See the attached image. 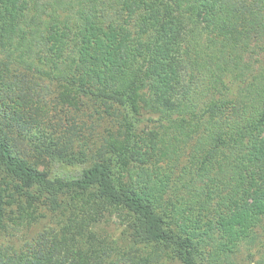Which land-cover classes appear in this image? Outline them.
Here are the masks:
<instances>
[{
	"label": "trees",
	"instance_id": "obj_1",
	"mask_svg": "<svg viewBox=\"0 0 264 264\" xmlns=\"http://www.w3.org/2000/svg\"><path fill=\"white\" fill-rule=\"evenodd\" d=\"M45 212L0 264H264V0H0V229Z\"/></svg>",
	"mask_w": 264,
	"mask_h": 264
},
{
	"label": "rangeland",
	"instance_id": "obj_2",
	"mask_svg": "<svg viewBox=\"0 0 264 264\" xmlns=\"http://www.w3.org/2000/svg\"><path fill=\"white\" fill-rule=\"evenodd\" d=\"M62 170L66 172L65 174H75L79 169L78 168H70L65 167ZM61 170V171H62ZM13 217V216H9ZM8 229L7 230H1L0 229V243H3L5 245L8 244H14L16 247H23L26 241L30 240L33 235L38 234L39 232L43 231L44 229H47L49 227H52L54 224L53 218L50 215H46L45 213H42L40 215V218L37 222L32 224L31 226H27L25 224L19 225V224H13L12 220L10 218L5 219ZM104 229L113 231L114 226L112 222L105 223ZM256 262L260 261V257L255 258ZM248 261L243 262V260L238 261V264H247ZM167 264H178L176 262H169Z\"/></svg>",
	"mask_w": 264,
	"mask_h": 264
}]
</instances>
